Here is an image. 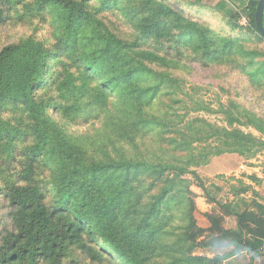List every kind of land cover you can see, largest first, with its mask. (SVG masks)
<instances>
[{"label":"trees","instance_id":"16d2710c","mask_svg":"<svg viewBox=\"0 0 264 264\" xmlns=\"http://www.w3.org/2000/svg\"><path fill=\"white\" fill-rule=\"evenodd\" d=\"M257 2L245 10L247 31L264 41ZM181 3L194 4L0 0V27L33 22L30 34L0 48V198L11 222L0 232V264H62L70 247L100 264H229L242 255L252 264L264 256V202L240 211L239 193L219 201L196 171L224 155L255 158L264 151V119L232 103L234 112L218 111L225 126L188 118L181 81L168 71L229 62L264 85V54L218 35ZM113 15L128 34L112 29ZM225 24L238 29L230 18ZM98 119L92 131H68ZM194 181L235 219L233 228L218 213L205 215L209 227L197 225ZM196 249H212V258Z\"/></svg>","mask_w":264,"mask_h":264},{"label":"rangeland","instance_id":"374dc122","mask_svg":"<svg viewBox=\"0 0 264 264\" xmlns=\"http://www.w3.org/2000/svg\"><path fill=\"white\" fill-rule=\"evenodd\" d=\"M32 2V0H27ZM224 3L218 4L216 9L213 6L204 3H194L193 6H188L187 3H181L183 10L197 21L206 22L209 27L218 35L232 38H238L244 44L245 49L258 51L264 54V41H260L255 34L247 31V17L244 14L243 8H236L222 0ZM35 2V1H34ZM21 8V7H20ZM18 8V9H20ZM225 22L229 18L232 23L238 27L235 31H230ZM104 22L109 26V13L102 16ZM224 22V23H223ZM31 21L28 25H22L9 20L0 27V48L3 45L17 42L22 36L30 34V26H33ZM112 29L117 33H129L128 26L123 23L118 16L113 15L110 18ZM35 25L37 23H34ZM44 34L45 32H39ZM188 68L184 69L178 66L176 69H168L174 77L181 81L184 94L179 93L178 98L183 99L187 105L184 106L188 109V118L199 116L206 119L208 122L225 126L223 113L218 111L227 109L231 103L237 105L238 110L243 115L246 112L252 113L257 117L264 119V85L254 84L252 79L254 76L234 68L229 62L222 66H209L202 67L200 65L191 64L187 62ZM165 69V68H164ZM163 69V70H164ZM191 101H199L204 104V107L209 108L213 112H195L194 106ZM223 106L224 108H220ZM182 109L179 113H186L187 110ZM232 110V109H231ZM226 111V110H225ZM234 112V109L232 110ZM224 112V111H223ZM237 110L235 111V113ZM240 117L241 121H245L244 116ZM92 122L94 123L92 126ZM102 119L98 121H90L82 125H71L68 131L74 134L85 133L92 131L93 128L101 127ZM239 128L245 133H251L254 136L261 137L251 126H244ZM220 159V160H219ZM214 162L210 168L208 165L197 169L199 175L209 179L216 175L223 176L228 180V185H225L226 196L229 197V202L235 197L234 193L238 195V203L235 208L243 210L245 205H249L251 201L264 202V151H261L255 158L245 160L238 155H224L212 159ZM234 162V167L231 163ZM211 163V162H210ZM228 166V167H227ZM224 168V169H223ZM216 178V177H215ZM233 187V191H230ZM249 189L247 193H241L244 189ZM190 190L193 194L195 203L194 217L197 225L201 228L209 227V223L205 218L207 213L221 214L223 217L222 226L225 228H233L235 226V219L225 214L224 209L221 211L214 203H209V200L204 195L203 189L194 181ZM225 194H219V201H224ZM9 209L6 202L0 198V232L11 229V222L8 215ZM205 213V214H204ZM204 215V216H203ZM206 226V227H204ZM227 249L218 250V253H223ZM212 249H196L197 255H207L212 258ZM248 256L240 257L231 260L229 264H247ZM62 264H100L90 260V258L77 248H69L66 257ZM101 264H108L107 262Z\"/></svg>","mask_w":264,"mask_h":264},{"label":"crops","instance_id":"0c3cea01","mask_svg":"<svg viewBox=\"0 0 264 264\" xmlns=\"http://www.w3.org/2000/svg\"><path fill=\"white\" fill-rule=\"evenodd\" d=\"M181 1H183V2H191V3H206V4H208V6L209 5H211V6H213L214 8H216V9H219L218 8V4H221V3H224L222 0H181ZM249 1L250 0H226V2L228 3V4H230L231 6H234V7H236V8H243L244 10L247 8V6L249 5ZM223 157V156H222ZM220 158V157H219ZM220 160V159H219ZM214 161L212 160L211 161V163L208 165L211 169L212 168H214V166H212V163H213ZM233 164H235L234 162H232L231 163V166H233L234 167V165ZM207 166V167H208ZM228 167V166H227ZM224 169V168H223ZM215 177V176H214ZM214 177L213 178H211V179H209V178H207V177H204V179H205V182L206 183H208V186H210L212 189V191L213 192H218L219 194H221L220 192H219V190L221 189V190H223V192H225V183L224 182H217V180H215L214 179ZM218 194V195H219ZM226 195V194H225ZM230 202H232V201H230ZM236 202H238V200L236 201ZM205 214V213H204ZM204 216V215H203ZM204 227H206V226H204ZM242 258V257H246V255H242V256H239V257H235V258H233V259H236V258ZM233 259H231V260H233ZM248 259H249V257H248ZM230 260V261H231ZM229 261V262H230ZM252 264H264V256H263V254H261L259 257H257V258H255L254 259V261H253V263Z\"/></svg>","mask_w":264,"mask_h":264},{"label":"water","instance_id":"95a60500","mask_svg":"<svg viewBox=\"0 0 264 264\" xmlns=\"http://www.w3.org/2000/svg\"><path fill=\"white\" fill-rule=\"evenodd\" d=\"M263 13H264V0H258L254 15L255 23L258 33L264 37V27L262 25Z\"/></svg>","mask_w":264,"mask_h":264}]
</instances>
